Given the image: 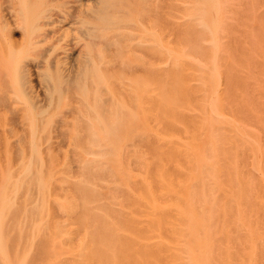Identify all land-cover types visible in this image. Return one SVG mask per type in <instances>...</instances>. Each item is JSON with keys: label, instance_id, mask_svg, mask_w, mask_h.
Returning a JSON list of instances; mask_svg holds the SVG:
<instances>
[{"label": "rangeland", "instance_id": "obj_1", "mask_svg": "<svg viewBox=\"0 0 264 264\" xmlns=\"http://www.w3.org/2000/svg\"><path fill=\"white\" fill-rule=\"evenodd\" d=\"M101 9L100 144L0 116V264H264V0Z\"/></svg>", "mask_w": 264, "mask_h": 264}, {"label": "bare ground", "instance_id": "obj_2", "mask_svg": "<svg viewBox=\"0 0 264 264\" xmlns=\"http://www.w3.org/2000/svg\"><path fill=\"white\" fill-rule=\"evenodd\" d=\"M103 1L105 5L111 3ZM102 18L106 19L102 16L101 0L0 1L2 119L7 113L17 114L32 139L37 130H44L49 136L48 132L62 123L71 126L75 135L88 127L90 142L100 144L99 130L92 122L93 104L106 117V99L115 102L111 95L106 99L105 95L100 96L98 90L105 89L100 59L104 57L102 29L107 25L102 24ZM11 25L22 30L19 40L13 39ZM68 98H74V105L69 109L71 118L66 121L59 113L71 100ZM79 105L85 113L79 114Z\"/></svg>", "mask_w": 264, "mask_h": 264}]
</instances>
